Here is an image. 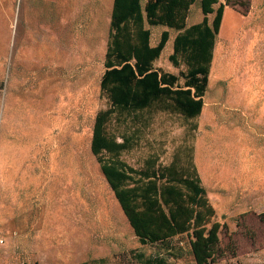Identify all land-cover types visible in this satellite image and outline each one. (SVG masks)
Returning a JSON list of instances; mask_svg holds the SVG:
<instances>
[{
    "label": "rangeland",
    "instance_id": "obj_1",
    "mask_svg": "<svg viewBox=\"0 0 264 264\" xmlns=\"http://www.w3.org/2000/svg\"><path fill=\"white\" fill-rule=\"evenodd\" d=\"M226 3L201 115H117L121 158L163 164L192 146L221 223L210 264H264V0ZM114 0H0V264H196L190 236L141 244L92 153ZM197 1L187 25L202 22ZM210 14V19H212ZM154 66L174 74L177 31ZM183 83L184 79L180 78ZM162 261V263L160 262Z\"/></svg>",
    "mask_w": 264,
    "mask_h": 264
},
{
    "label": "trees",
    "instance_id": "obj_2",
    "mask_svg": "<svg viewBox=\"0 0 264 264\" xmlns=\"http://www.w3.org/2000/svg\"><path fill=\"white\" fill-rule=\"evenodd\" d=\"M197 1L203 21L188 26L191 6ZM225 6L219 0H114L100 85L108 107L97 113L91 141L100 170L139 242L168 244L173 237L188 234L196 264L215 262L221 223L214 220L216 212L192 146L168 164L149 157L136 168L121 154L135 147L142 128L116 137L109 123L118 114L140 118L145 111L180 113L189 119L201 115ZM146 24L178 32L169 60L175 66L184 64L185 71L174 74L154 66L170 33L164 30L152 45Z\"/></svg>",
    "mask_w": 264,
    "mask_h": 264
}]
</instances>
